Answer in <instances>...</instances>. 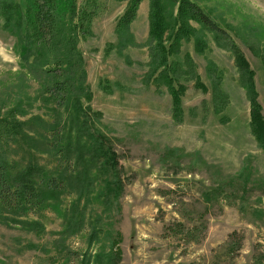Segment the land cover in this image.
<instances>
[{
  "label": "rangeland",
  "instance_id": "obj_1",
  "mask_svg": "<svg viewBox=\"0 0 264 264\" xmlns=\"http://www.w3.org/2000/svg\"><path fill=\"white\" fill-rule=\"evenodd\" d=\"M192 1L244 54L264 117V0ZM27 4L0 0V117L23 122L0 152L12 174L32 165L53 176L58 194L36 213L0 208V264H104L107 253L108 264H264V149L230 50L189 22L196 30L173 59L181 66L188 53L203 88L180 75L176 117L166 86L147 79L148 0L121 48L114 24L126 0H99L89 34L77 35L79 61L60 66L38 60ZM69 21L58 17L62 36ZM52 73L66 77L82 130L53 99ZM98 133L104 151L93 160L80 147Z\"/></svg>",
  "mask_w": 264,
  "mask_h": 264
},
{
  "label": "trees",
  "instance_id": "obj_2",
  "mask_svg": "<svg viewBox=\"0 0 264 264\" xmlns=\"http://www.w3.org/2000/svg\"><path fill=\"white\" fill-rule=\"evenodd\" d=\"M139 2L140 0H126L122 12L116 19L114 31L119 37L116 43L118 48L127 42H131L127 27L136 16ZM167 2L174 6V12L168 11ZM27 3L26 11L32 30L31 38L40 63L48 66L57 63L60 66L65 62V56L70 55L75 56V58H71L74 59V62H76L75 60L79 61L80 55L75 49L77 35L89 34L91 21L100 8L99 0H79L78 2L76 0H27ZM3 10L5 8L2 6V13ZM61 13L70 18L69 32L66 36H62L58 29V17L61 16ZM190 21L196 22L205 31L211 32L216 45L226 46L232 53L239 82L245 90L248 101L249 128L259 146L264 149V117L261 113V105L257 100L253 79L254 72L228 33L194 1L148 0L145 40L149 56L147 79L162 82L166 86L170 95L172 113L176 117L181 110V94L184 91V86L178 82L180 75H189L192 77L190 79H194L196 86L203 88L197 73L193 69V60L188 53H183L181 66L178 60L173 59V56L179 52L181 40H188L189 36L196 30L189 24ZM194 46L196 51H202V45L199 44L198 40H194ZM52 70V68L47 69L48 72ZM82 75H84L83 71ZM51 77L53 83L50 91L53 99L57 104L62 102V105L67 106L69 104L72 106L73 110L71 114H68V124H74L76 132L82 130L81 127L84 128V126L77 121L74 114L77 109L76 102L70 104L71 98L67 96L66 77L59 73H52ZM218 94L219 90L214 89L212 96L216 98ZM14 115L12 111H9L8 115L0 117V148H2L3 153L9 147V142L13 140L20 125L23 124V122L15 119ZM54 123L52 122L50 125V131H56V128H59V123ZM99 137L103 139V136L98 133V139L94 137L91 147H80L81 150L88 151L89 157L93 160L98 159L104 151L103 141ZM57 150H60V146L57 147ZM2 151L0 152V208L36 213L41 208H45L46 200L55 199L58 194V187L53 185V176L50 177L42 169H36L32 165L24 166L20 172L12 174L15 164L4 157ZM67 155L64 151L63 156L67 158ZM87 161L84 162L85 165L90 166L91 162ZM106 164L111 167L110 163L106 162ZM110 255L111 253L106 254L104 264H108L111 260ZM100 256V254L94 255L96 260H99ZM85 263L88 262L85 261Z\"/></svg>",
  "mask_w": 264,
  "mask_h": 264
}]
</instances>
